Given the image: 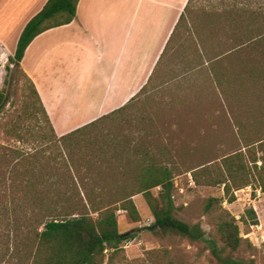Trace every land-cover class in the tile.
Returning <instances> with one entry per match:
<instances>
[{
  "label": "rangeland",
  "instance_id": "374dc122",
  "mask_svg": "<svg viewBox=\"0 0 264 264\" xmlns=\"http://www.w3.org/2000/svg\"><path fill=\"white\" fill-rule=\"evenodd\" d=\"M210 3L213 2L194 1L171 39L153 83L122 115L121 119L132 126H126V131L122 128L121 132L137 141L141 138L166 147L160 161L179 166L173 190L174 214L178 219L190 225L199 224L207 237L220 245L223 244L218 225L234 219L242 244L232 256L264 264V191L259 186V176L255 175L253 185L232 189L226 196L225 185H205L206 178L201 173L198 184L192 174L211 165V177L217 180L223 158L242 151L247 162L251 144L258 147L256 142L264 139V66L253 63L255 48L250 46L244 55L230 57L213 67L199 58L203 48L198 36H205L208 31L200 25L209 17ZM211 38L212 43L219 45L217 38ZM221 42L224 52L235 44L233 37ZM2 88L6 89L8 103L0 113V264H27L29 231L39 229L36 210L29 227L28 214L33 203L30 199L35 197L27 195V185L34 184V195L56 192L42 181L68 173L61 157L68 151L61 144L50 142L52 133L39 107H33L35 100L21 69L13 68L6 85L0 84ZM150 133L155 138L149 137ZM87 136L101 137L95 133ZM82 150L76 149L73 155L79 178L90 176L80 157ZM18 154L26 160L17 162ZM261 164L259 161L257 165ZM94 175L109 181L125 176L109 170ZM159 191L156 188L152 193L157 196ZM232 195L235 201L230 203ZM210 199L215 202L208 209ZM133 201L140 220L134 221L120 210L117 221L120 233H134L135 237L123 243L114 255L106 251L104 264H216L203 244L172 233L152 232L149 227L154 219L146 198L139 194ZM251 210L255 211L257 224L250 216Z\"/></svg>",
  "mask_w": 264,
  "mask_h": 264
},
{
  "label": "trees",
  "instance_id": "16d2710c",
  "mask_svg": "<svg viewBox=\"0 0 264 264\" xmlns=\"http://www.w3.org/2000/svg\"><path fill=\"white\" fill-rule=\"evenodd\" d=\"M194 1H188L173 36L185 21L186 13L193 7ZM209 1L213 2L208 5L212 10L208 11V20H203L200 25L208 30L207 35L198 36L203 48L199 58L207 60H203V64L212 67L222 64L230 57L244 55L252 46L256 50L252 57L253 63L264 66V0ZM78 3L79 0H48L44 8L29 21L20 36L14 56L9 57L5 67L4 85L13 68L21 69L20 63L32 41L50 29L71 23L76 16ZM211 37L217 38L219 45L212 43ZM226 37H233L235 42L229 53L222 51L221 41ZM245 62L243 59L242 63ZM243 67L245 68V64ZM22 74L30 85L35 100L33 107H39L52 133L53 140L50 142L61 144L62 149L68 151L65 157L63 154L61 157L63 166L69 170L67 174L54 176L55 179H43L42 183L49 185V189L57 190L54 193L45 191L34 195V184L27 185V195L35 197L30 199L33 203L30 204L32 210L28 214L29 227L33 223L31 215L34 211L39 214L35 221L39 229L29 231L27 264H104L106 251H112L114 255L122 249L123 243L135 237L134 233L119 232L117 212L125 211L130 219L139 221L140 215L133 201L134 196L139 194L146 198L152 211L154 222L149 227L152 232L172 233L193 243L203 244L216 264H255L252 260L245 261L232 256L242 244L234 219L223 220L218 225V234L223 244L220 245L216 239L208 238L199 224L190 225L175 216L174 177L180 168L160 161L161 153L167 151L166 147L141 138L137 141L132 135L127 136L121 132L122 128L126 131V126H132L121 119L132 102L58 138L34 84L23 71ZM7 103L8 95L6 89L2 88L0 113ZM115 129L118 130L113 131ZM90 133L101 137L87 138ZM150 134L149 137L155 138L154 133ZM256 143H259L258 147L255 143L251 144L247 162L244 161L245 154L237 152L223 158L217 180L211 177L210 165L193 171L195 181L201 184L198 174H204L205 185H225V195L228 196L232 189L240 190L253 185L252 180L257 174L259 186L264 191V139ZM82 146L85 147L83 150ZM76 149L83 151V156L80 157L90 173L89 177L87 174L82 178L77 176L73 156ZM16 160L22 162L26 158L18 154ZM259 161L262 163L260 167L257 165ZM108 170L124 173L125 176L109 181L108 178L94 175L95 172ZM94 188L100 191L96 192ZM156 188H160V191L154 196L152 191ZM106 189L108 191H101ZM234 201L235 196L232 195L229 202ZM214 202L215 199H210L207 208H211ZM249 212L254 224H257L255 211Z\"/></svg>",
  "mask_w": 264,
  "mask_h": 264
},
{
  "label": "crops",
  "instance_id": "0c3cea01",
  "mask_svg": "<svg viewBox=\"0 0 264 264\" xmlns=\"http://www.w3.org/2000/svg\"><path fill=\"white\" fill-rule=\"evenodd\" d=\"M189 0H79L74 20L37 36L20 68L62 137L134 102L153 83ZM48 0H0V84Z\"/></svg>",
  "mask_w": 264,
  "mask_h": 264
}]
</instances>
